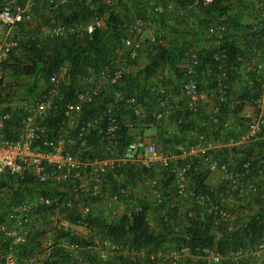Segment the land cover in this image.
<instances>
[{"label": "built area", "instance_id": "2783aa9c", "mask_svg": "<svg viewBox=\"0 0 264 264\" xmlns=\"http://www.w3.org/2000/svg\"><path fill=\"white\" fill-rule=\"evenodd\" d=\"M37 1L0 0V84L5 79L7 62L23 38L21 27L34 19ZM213 1L195 0L177 11L174 0H153L148 12L135 16L127 25L125 36L115 49V58L111 64L88 78H75V81L72 78H62L63 68L53 72L46 87L34 97L32 103L22 104L20 107V125L15 132L10 125L13 115L10 109L0 111V177L28 176L40 184L58 185L59 190L67 188L66 191L60 190L63 192L57 196L36 192L9 207L7 218L0 220V231L9 241L7 249L0 254V264H21L20 246L26 245L40 229L35 218L41 212L53 213V228L60 234L56 241L48 244L47 256L57 247L70 254L81 250L80 243L71 237H83L85 233L97 240L96 247L106 246L120 250L121 246L110 237L91 230L87 219L103 205L112 219L131 218L142 210L130 184L121 182L122 184H115L111 189L110 172L120 167L139 163L145 169L152 168L155 163L163 166L169 173L175 194L202 207V210L196 212V216L203 219L205 215L213 213L217 223L224 222L229 226L233 225L237 217L226 201L213 198L210 194L198 193L191 184L190 175L198 162L204 164L208 173L220 171L227 189L236 191L238 197L253 195L264 200V168L259 167L258 174L255 173L250 159L237 167L230 166L218 151L204 146L208 136L206 133L201 132L199 141L195 144L172 142L170 150L165 145L148 142L143 131L162 123L165 111L160 107L150 115L133 93L121 89L128 63L138 59L142 37L149 25L157 22L159 25L151 43H163L164 14L160 3L168 14L186 17L191 9L199 8L200 4L207 6ZM93 2L94 0H45V5L54 13L61 6ZM222 19L220 18L221 21ZM104 26L105 22L99 16L84 25H69L60 21L48 28L47 36L69 38L81 32L93 34ZM224 32L225 24L222 23L214 43V59L219 64V73L214 78L212 89L220 97L219 111L227 101L231 89L227 71L230 57L222 47ZM253 49L257 60L253 62L252 69L264 74V48ZM198 64V55L193 54L188 72L192 78L183 83L181 88L190 111H198L201 106L202 90L194 79ZM254 84L252 93L242 96L239 104L252 106L257 109V113L243 117L244 133L238 138H230L226 143L227 147L243 149L264 139V76L257 78ZM151 90L156 93L159 106L164 107L169 94L161 78ZM178 123L181 124V121ZM122 124L128 130L135 127L141 129L139 137L132 139L129 135L130 140L125 146L122 143ZM161 185L163 183L158 178L147 181L149 193L158 203L165 201ZM3 196L4 187L0 186V202ZM72 215L78 216V219L73 220ZM135 253L141 261L146 260L145 264H181L186 256L199 257L211 264H220L225 260H230L233 264H264V231L255 243L240 245L225 254L216 247L193 254L188 247L183 246L171 252L164 249L147 252L142 249ZM28 264L42 263L34 259Z\"/></svg>", "mask_w": 264, "mask_h": 264}, {"label": "trees", "instance_id": "16d2710c", "mask_svg": "<svg viewBox=\"0 0 264 264\" xmlns=\"http://www.w3.org/2000/svg\"><path fill=\"white\" fill-rule=\"evenodd\" d=\"M123 3L125 0H118ZM134 1V0H132ZM176 4H179L180 7H186L190 3H193L195 0H174ZM222 1L226 0H214L211 4L203 6L200 4L199 8L191 9L190 13L197 16L201 12L206 13L208 16H212L217 13L218 18H223L220 21V24H228L227 10L229 6L223 4ZM94 6L91 8V4H73L65 5L59 7L55 10V15L59 17V21L67 23L69 25H84L90 22L94 15L99 16L105 14L106 11L104 7V2L102 0H94L92 3ZM57 11V12H56ZM139 14L137 16H141ZM86 21V19H90ZM133 19L124 20L121 15L112 10L108 17L105 18V26L97 29L93 34H88L86 32H81L74 34L69 38H52L43 36H34L31 34H23V38L19 43L18 48L13 51L11 54L7 65L9 64L15 74L17 75H42L47 76L48 78L53 74V72L59 71L66 61L70 62V68L67 71V78H72L75 81V78H83L90 76V69L95 73H98L101 68L105 67L112 63L115 58V49L118 45L121 44L123 37L125 36V30L129 22ZM165 19V18H164ZM162 19V22L164 21ZM57 21V20H56ZM158 23V22H157ZM47 22H43V25H52ZM219 24V25H220ZM163 25V23H162ZM164 29L165 26L163 25ZM251 42H250V51L252 48H258L262 50L264 48V28L260 26L252 27L250 30ZM49 40H51L49 42ZM54 45V48L49 51L50 46ZM150 45L154 46L153 53L151 55L149 63L144 69L138 74L139 78L126 72L123 76V81L121 84V89L126 90L128 93H133L136 98L144 103L145 98L151 97L154 101H157V95L151 90V78L156 76L159 71L162 70L165 66L169 70L173 71L176 74L180 73V59L183 56V50L178 48L176 45L167 46L164 44L154 45L150 41ZM222 47L226 49L227 54L229 55V63L227 66V71L229 78L233 77V74L240 73V62H239V50L236 47L234 41H228L224 36ZM216 51L215 46L212 50L205 54H197L199 58V64H201L200 69L205 72L207 78L206 85L202 86L199 81V76L195 75V80L199 83V88L202 89H212L216 78L219 73V64L214 59V53ZM254 52V51H253ZM190 57V55H189ZM6 65V66H7ZM210 69V75H206ZM209 73V72H208ZM249 73L252 74V81L255 82L257 78L264 76V74L257 73L255 70H250ZM40 78H36L39 80ZM185 79V78H184ZM191 78H186L183 83L188 81ZM240 79V78H239ZM231 80V79H230ZM136 82L137 87L135 92L130 90L128 87L132 82ZM254 82H242L246 86L245 94L243 96H248L252 93L253 88L255 87ZM247 84V85H246ZM253 84V85H252ZM242 85V86H243ZM29 91L36 92L38 91L39 85L38 81L34 84L28 86ZM2 104L0 100V105ZM229 105V101H225L222 105L223 110H225ZM200 109V108H199ZM12 112V111H11ZM192 111L185 109L184 114L180 115L177 118V122L181 121V124L178 125L181 128V131H190L193 126L192 123L187 120ZM197 112V111H196ZM199 113V112H197ZM121 114V113H120ZM237 114V113H236ZM123 116V114H121ZM239 122L242 123V120L236 116ZM126 118V117H125ZM124 118V119H125ZM19 119H20V110L13 112L12 118L10 119V125H14L13 131H17L19 128ZM123 123V122H122ZM243 124V123H242ZM244 126V125H243ZM122 134V143L123 146L127 145L130 137L129 130L124 124H122L121 129ZM177 141V140H176ZM257 147V148H255ZM244 153L241 157V162L244 163L245 160L250 159L252 163V169L255 170V173L259 171L260 168H264V139H261L257 142L251 143L245 148H241ZM221 156V154L219 153ZM224 159L223 156H221ZM134 165L127 167H120L113 170V173L109 175V179L114 178L113 182L116 183L115 178L117 175L124 173L125 175L131 176L135 174L138 176L140 168H134ZM204 164L198 162L195 167V170L192 172L197 173L195 184L192 183L193 187L198 193L210 194L213 198H221L219 192L215 193L209 189L205 182V175L208 174ZM258 166V167H257ZM143 174H146L145 172ZM258 174V173H257ZM115 176V177H114ZM141 176L142 171H141ZM132 184L131 190L135 195L137 191L133 187L134 184L130 179H127L125 182ZM142 181V179H141ZM168 183L170 181L167 180ZM122 184L120 181L116 185ZM28 185L27 187H24ZM0 186L9 187L11 190V195L7 196L0 202V220L7 218L8 209L11 205L17 203L19 200L28 196L25 192L36 191L40 194L53 195L57 196L60 194L59 186L46 183L40 184L36 182L32 177H20V176H11L6 175V178L0 180ZM115 186V184H114ZM144 189L141 190V198H137L138 202L142 205V210L136 213L133 217H122L120 219H112L108 217V213L102 216H99L100 210H97L96 213H93L88 217V221L91 225V230L98 233H102L103 236L110 237L115 243L121 246V249H126L129 253L138 252L139 250L145 249L147 252L156 251L159 249L165 250V245L169 242L173 243V250L180 247H188L193 254L202 253L206 249L217 248L221 253L225 254L228 251L235 249L240 245L252 244L260 237L261 233L264 231V202L259 196H250L254 201L261 204V212L259 215L251 219H244V221L239 220V227H235V224L232 226L227 225L224 222H216L217 218L215 214H207L202 219L198 216L192 218L191 223L180 230L176 226L172 225L171 218L175 217L177 214V209L171 202V198H165L163 203H158L154 200L153 196L149 193V188L147 184H144ZM27 188V189H23ZM226 190V192H225ZM221 191L225 195L237 196V192H231L227 189V183L224 181V186ZM138 194V193H137ZM193 202V201H192ZM195 209L202 210V207L193 202ZM167 207L166 215L162 216L159 213L161 208ZM154 212V222L157 221V224L154 223L155 228H151L150 225V213ZM153 214V213H151ZM73 216V215H72ZM36 217L35 219H37ZM109 218V219H108ZM73 220L78 219V216H73ZM242 223V224H241ZM158 227V229H157ZM37 230V232H39ZM218 232L220 235L218 236ZM92 236L88 234V236ZM30 241L23 246H20L19 256H27L28 246L34 239L32 235ZM89 236V237H90ZM93 237V236H92ZM74 241L80 243L82 247L91 246V243L88 239L71 237ZM9 241L6 240L3 246L6 250L8 247ZM58 252V257L52 258V254L46 258L42 264H72L71 254L62 248ZM56 254V252H55ZM123 255V253L116 254L113 259V264H145L146 260L135 256V259H131ZM73 264H77L73 263ZM87 264H94L93 260H89Z\"/></svg>", "mask_w": 264, "mask_h": 264}, {"label": "crops", "instance_id": "0c3cea01", "mask_svg": "<svg viewBox=\"0 0 264 264\" xmlns=\"http://www.w3.org/2000/svg\"><path fill=\"white\" fill-rule=\"evenodd\" d=\"M222 3L229 6V9L227 10L228 24H225L224 36L228 41L235 42V45L236 47H238L240 54V73H235L233 74V77L230 78L231 89L227 96V100L229 101L228 107L225 110L221 109L219 111V95L215 91H213V89H202L201 106L197 111L199 113H197L196 111H192V113L189 112L191 114L186 118L187 120H189V122L192 123L193 128L190 131H181V128L177 122V118L180 115H183L184 110L188 108L187 99L182 94L181 88L186 78H192L188 74L189 69L192 65V56L196 53L205 54L212 50L213 46H215V39L219 33L221 20L220 18H218L217 13L212 16H208L203 12H201L197 16L193 15L192 13H188L186 17H178L177 14H174L173 16L165 14L163 19L165 18L166 20L164 19L163 25L165 26V32H167L169 41L167 40V42H164V45H176L178 48H181L183 50V56L181 57L179 63L180 73L176 74L165 66L161 71L157 73L156 76H153L151 78V88H153L158 79L161 78L162 82L165 84L168 90L169 98L167 99V104L164 107L162 105L159 106L157 101L153 100L154 98H145L143 103L145 111L151 113L150 115H152L161 107V110L165 111V119L162 123L155 124L152 127L145 129L143 131V134L148 142L157 145H165L167 149L169 148L170 150L172 149V142H175L176 140L185 142L187 144L197 143L199 141V134L201 132H204L206 133V135H208L204 141V146L218 151L230 166L232 165L233 167H237L239 164H241V157L244 153L242 152V150H240L241 147H227L226 143L230 138L240 137V135L245 131V127L241 122H239L236 116H238V118L242 120L243 117L247 115L257 113L256 108L239 104V99L245 94L246 90L244 89L246 88V86H244L242 82H254L252 81V79H250L253 76L251 73H249V71L252 70V64L257 60V58L255 52H253L254 49L252 48V52L250 51V42L252 36L249 32L251 28L255 26L264 28V0H226L222 1ZM44 4L45 0L37 1L34 18H37V10L40 8V6L43 7ZM91 5L92 8L94 4ZM175 7L177 11L180 8L179 4L176 3ZM48 13L50 14H48L47 18H43V20L42 18L37 19V22H40L41 24V35H43L44 38L47 37L48 28L51 26L50 24L60 22L59 17L56 16L57 14L55 15V13L53 12ZM94 16H96V14ZM47 20L48 23H50V26L43 25V22L45 23L47 22ZM89 20H91V18L86 19V21ZM24 25L21 27V29L25 27ZM50 41L51 40H49V42ZM153 47L154 46L146 44L142 41L139 57L137 60L128 63L127 72L135 76V78H139L138 74H140L142 69H144L150 61L151 55L154 50ZM53 48L54 45L52 44V46H50L48 50L51 51ZM200 67L201 64H198L195 70V74L199 76L198 79L201 82L202 86H205L207 78L205 76V72L200 69ZM62 68L64 70L62 71L61 76L62 78H67V71L70 68V62L66 61ZM89 71L91 76L94 71L91 69ZM208 72L206 73V75H210V69L208 70ZM36 78L40 79L36 80ZM24 81H29V85H32L34 84V82L38 81L40 89L35 92V97L48 84V77L42 75H17L8 64L5 68V79L3 85H0V91H2V89H10L12 87L22 92L21 82ZM135 83V81L132 82V84H130L128 87L134 92L137 87V84ZM4 94L7 95L5 92H3V95ZM12 104L14 105V107L11 106ZM21 106L22 104H20L16 100H14L13 103L6 101L2 102V104L0 105V111L4 108H7L10 109L13 114V112H15L16 110H20ZM14 128V125H11V129L13 130ZM140 130L141 129L137 127L129 129L130 137L132 139L139 137L141 133ZM134 168H140V174H138V176H135L133 178L135 174L129 176L121 173L117 175V178H115L116 183L120 181L122 183L130 184V181L125 182L127 179H130L134 184L133 187L135 188V191H137L138 193H136L135 196L138 198V195H140L144 184H147L148 180H150L151 178L160 179L163 183V185H161V188L162 192L165 195V198H171L172 204L177 209L176 216L171 218L170 222L179 230L189 225L192 218L196 217V212L198 211V209H195V206L191 200L181 198L180 196L175 194L171 182H167V180L170 181L168 171L163 166L158 165L157 163H155L152 168L149 169H145V167H143L141 163L135 165ZM141 171L143 176H141ZM144 172L146 174H143ZM111 173H113V171ZM196 177L197 173L192 172L190 175L191 184H195ZM204 177L209 189L215 193H218L220 191L219 196L224 201H226L228 207L235 213L237 217V219L233 223L235 224V227H239L240 224L237 225L239 220L244 221V219L254 218L262 211L261 204L254 201L248 195H244L242 197H234L230 194L225 195L221 191L224 186V180L220 171L209 172ZM3 178H6V175L0 177V180ZM113 180L114 178L109 179L111 189L114 188V184H116L115 182H113ZM131 185L132 184H130V186ZM60 190L66 191L67 188L62 187L60 188ZM63 191L60 192L62 193ZM9 195H11L10 188L4 187L3 199H5ZM166 209V206L164 208H161V210H159V213H161L162 216H165V218H168V216L166 215ZM98 210H100L101 214L99 216H102L101 219L104 218L103 215H105L106 213H108L109 217L108 209L104 205L100 206ZM151 213L149 222L151 228H155L156 226H154V223L157 224V221L154 222V212L152 211ZM52 216V212L39 213L36 221L38 225L40 224V231L34 234V239L32 240L33 242H31L28 246L29 248L27 256H19L21 264H28L30 260L34 259L41 260V263H43V261L48 257L46 254L48 244L56 241L58 239V236H60V234L53 228L54 223L52 220ZM77 229L80 230V228ZM219 235L220 233L218 232V236ZM83 237L92 242L91 246L82 247L81 250L75 252L74 254H71L70 263L72 264L76 262L77 264H87L89 260H93V262L96 264H104V257H107L109 254L118 255L119 253H123V255L127 257L132 256L131 258H133L134 256V259L135 256H137L135 252L129 253L126 249L114 250L106 246L96 247L95 244L98 242L97 240H95V238H92V236L89 237L87 233L83 234ZM83 237L82 235H78V238ZM6 240L8 239H6L3 233L0 231V254L5 251L3 244L4 242H6ZM174 243L175 242L167 243L165 245V250L167 252L173 251ZM60 249V247H57L54 252H52L53 254L51 259L58 257V252H60ZM114 257L115 256H113V259ZM188 257H185V260L182 261V264H208L207 261H204L199 257ZM113 259L110 262H107V264H113ZM223 264L232 263L230 262V260H225Z\"/></svg>", "mask_w": 264, "mask_h": 264}, {"label": "rangeland", "instance_id": "374dc122", "mask_svg": "<svg viewBox=\"0 0 264 264\" xmlns=\"http://www.w3.org/2000/svg\"><path fill=\"white\" fill-rule=\"evenodd\" d=\"M152 1L153 0H134V1L125 0L123 3H121L118 0H102V2H104V5H106L104 7L106 13L104 15L103 14L99 15V17L102 18L103 21L106 23L105 18L109 16V14L112 10H114V11H117L124 20L130 19L132 17L134 18L135 16H137L139 14H144V13L148 12V10L151 8L150 2H152ZM160 5H161V10H162L164 15L165 14L171 15V16L174 15V13L168 14V12L165 10L164 5L162 3H160ZM48 12H51V11L48 10V8L46 7L45 4L43 7L40 6V8L36 12L37 18H34L32 20V22L25 24L24 25L25 27L20 29L21 34H31L34 36H43V35H41V33H42L41 24H40V22H37V19L42 18V20H43V18H47L48 14H50ZM157 24L158 23H156V24L153 23V25H151V26L149 25V29H147V31L144 33V35L142 37V41L145 42L146 44H150L151 38L154 36L155 32L158 31L159 25H157ZM46 30H47V28H46ZM167 40H168V36H167V32H165L162 36V42H163L162 44H164V42H167ZM0 85H3V83ZM28 86H29V81H24V82H21L22 92H20L19 90L15 89V88H12V87L10 89H4V90L2 89V91H0L1 102L9 101L10 103H13L14 100H16L20 104H31L33 99H34L35 92L29 91ZM3 92H5L7 95H5V94L3 95ZM11 106L14 107L13 104ZM24 187L28 188V185H25ZM27 188H23V189H27ZM144 188L145 187L143 186V189ZM35 193H36V191H34V190L31 192L29 191L27 193L25 192V194H27V195L29 194L28 196L34 195ZM138 198L140 199L141 196L138 195ZM113 256H115V255L109 254L107 257H104V259H105L104 264H107V262H110L113 259ZM131 259H134V256ZM188 259H189V257H188ZM184 260H185V258L182 261H184ZM39 261L41 262V260H39ZM223 263H220V264H223ZM208 264H211V263H208Z\"/></svg>", "mask_w": 264, "mask_h": 264}, {"label": "clouds", "instance_id": "9594fccd", "mask_svg": "<svg viewBox=\"0 0 264 264\" xmlns=\"http://www.w3.org/2000/svg\"><path fill=\"white\" fill-rule=\"evenodd\" d=\"M96 264V263H95Z\"/></svg>", "mask_w": 264, "mask_h": 264}]
</instances>
